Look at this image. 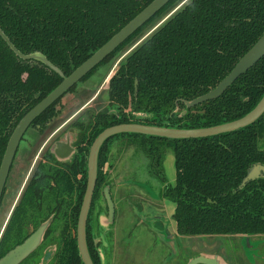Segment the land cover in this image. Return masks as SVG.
<instances>
[{
	"label": "trees",
	"instance_id": "trees-1",
	"mask_svg": "<svg viewBox=\"0 0 264 264\" xmlns=\"http://www.w3.org/2000/svg\"><path fill=\"white\" fill-rule=\"evenodd\" d=\"M151 1L0 0V30L21 54L40 53L68 76ZM179 2L170 0L78 83ZM263 33L264 0H189L160 23L118 65L108 81L107 104L87 112L86 121L76 124L71 160L60 162L51 152L43 155L0 237V258L49 220L39 247L20 264H39L50 247L54 251L47 264H83L76 224L86 188L87 157L97 135L119 124L199 129L245 116L264 95V57L217 99L192 108L185 103L212 90ZM61 81L43 63L17 57L0 36V163L17 123ZM60 99L30 127L54 118ZM263 138L264 114L250 126L206 138L133 133L109 138L98 153L86 224L92 263L101 264L98 220L107 214L103 190L110 184L102 168L115 140L140 150L150 174L160 181L164 153L171 150L175 181L161 190L160 197L175 205L176 233L192 238L264 236V178L239 189L252 166H264V149L258 146Z\"/></svg>",
	"mask_w": 264,
	"mask_h": 264
},
{
	"label": "rangeland",
	"instance_id": "rangeland-1",
	"mask_svg": "<svg viewBox=\"0 0 264 264\" xmlns=\"http://www.w3.org/2000/svg\"><path fill=\"white\" fill-rule=\"evenodd\" d=\"M188 1L180 0L172 10L156 19L127 46L118 51L109 62L99 66L86 81L78 83L73 92L66 93L55 107L54 118L47 120L43 126L40 123L28 128L17 148L0 200V237L8 223L13 206L32 175L37 158L40 159L57 141L67 138L68 142L74 143L78 132L76 124L86 121L87 112H97L107 104L108 81L118 65L160 23ZM116 141L110 148L109 162L102 170L107 173V180L110 181L109 193L118 206L117 211L123 207L122 204H117L118 201L133 204L129 205L131 207H124L123 211L127 212L126 217L118 223L115 222L119 235L123 237L122 242L117 246L125 251L124 257H121L120 261L117 260L116 264H193L199 253L219 256L226 264H264V236L212 235L192 238L178 236L179 239L168 242L163 236V240L157 234L163 235L161 233L166 231L165 228L175 224L172 217L175 205L160 197L161 190L166 185H174L175 168L172 152L166 150L164 153L163 180L160 181L150 174L147 160L140 150L135 146L118 144L119 142ZM258 146L264 149V138L259 140ZM135 215L148 218L146 223L150 225L135 228L131 222ZM151 225L155 237L153 235V239L149 240L148 230ZM140 234L143 235L146 248L143 249L140 257L135 258L129 254V251L133 247V237ZM53 251V247L48 248L43 261L39 264L49 263Z\"/></svg>",
	"mask_w": 264,
	"mask_h": 264
},
{
	"label": "water",
	"instance_id": "water-1",
	"mask_svg": "<svg viewBox=\"0 0 264 264\" xmlns=\"http://www.w3.org/2000/svg\"><path fill=\"white\" fill-rule=\"evenodd\" d=\"M170 0H152L134 18L116 32L107 42L91 54L83 63L76 67L68 76H64L54 67L42 54L31 53L23 55L17 51L4 33L0 30L1 38L6 42L10 50L24 61H38L62 77V81L48 95L32 107L17 123L13 129L5 147L4 154L0 163V200L9 175V171L14 160L19 143L28 130L32 122L74 87L91 70L104 61L113 51H115L126 39L135 33L140 27L148 22L157 14ZM262 57H264V33L252 45V47L237 61L232 70L225 76L212 90L206 94L185 103L187 108L200 105L220 97L241 75L251 69ZM264 114V95L257 105L245 116L222 125L199 128V129H174L166 127H155L141 124H119L104 129L92 142L87 157V176L86 188L76 224V244L80 259L83 264H93L86 245V224L92 196L96 185L97 177V158L101 146L109 138L119 134H140L166 139H197L212 137L224 133H230L255 123ZM50 152L60 162H66L73 153V148L67 138L53 144ZM259 178H264V166H252L241 184L242 189L247 183ZM103 196L108 208L107 216L111 222L114 216V205L109 193V187L103 190ZM49 220L41 224L35 232L26 238L21 244L8 251L2 258L0 264H20L24 261L42 242L43 235L48 227ZM247 240V239H246ZM205 254V253H204ZM223 263V259L218 257ZM193 264H218L212 258L199 256Z\"/></svg>",
	"mask_w": 264,
	"mask_h": 264
},
{
	"label": "crops",
	"instance_id": "crops-1",
	"mask_svg": "<svg viewBox=\"0 0 264 264\" xmlns=\"http://www.w3.org/2000/svg\"><path fill=\"white\" fill-rule=\"evenodd\" d=\"M111 196V195H110ZM112 199V198H111ZM113 205H114V216H113V220L110 222L108 220V216L107 214H102L99 217V229H98V239L97 241L100 243V257H101V261L102 264H116V261L121 259V257H124L125 255V251L124 250H120L118 248V243L122 242V236L119 235L118 233V229L117 226L115 225V222L118 223V221L123 220L126 215L127 212L126 210H124V207H131L132 204L131 202H126V201H118L117 204H122L123 207L122 209H119L117 211L118 206L115 205V202L113 201ZM126 205V206H125ZM131 205V206H129ZM117 207V208H116ZM174 212V211H173ZM146 217H140L138 215H135L131 220L132 225H134L135 228L137 227H141L142 225H150L147 222ZM166 231H164V233H161L163 235L157 234L159 236H161L164 240L165 236V240L171 241L174 239H179V235L176 233V225H171L168 228H165ZM153 227L151 225V228L148 230V235H149V240H152V236L155 234H153ZM147 237V235H146ZM134 238V242H133V247L131 248V251H129V254L134 256L135 258L140 257L143 249L146 248V243L143 241V235H136ZM249 244V243H248ZM197 256H205V257H209L212 258L213 261L217 262L218 264H221V260L218 258L219 256H215V255H211V254H204V253H199ZM120 261V260H119ZM224 264H226L225 261H223Z\"/></svg>",
	"mask_w": 264,
	"mask_h": 264
},
{
	"label": "flooded vegetation",
	"instance_id": "flooded-vegetation-1",
	"mask_svg": "<svg viewBox=\"0 0 264 264\" xmlns=\"http://www.w3.org/2000/svg\"><path fill=\"white\" fill-rule=\"evenodd\" d=\"M25 133H26V132H25ZM23 136H24V135H23ZM20 142H21V141H20ZM70 146L73 148V153H72V155L70 156L69 159L65 160L66 162L70 161L71 158H72V156H73V154H74V147H73V144L70 143ZM47 152H50V149L47 150ZM45 153H46V152H45ZM45 153H44V154H45ZM44 154H43V155H44ZM43 155H42V157H41L40 159L37 158V164H36L35 168L37 167V165H38L40 162L44 161V160H43ZM56 160H57V159H56ZM35 168H34V170H35ZM34 170H33V172H34ZM33 172H32V174H33ZM31 176H32V175H31ZM31 176H30V178H31ZM30 178H29L27 184L25 185L24 189L21 191L17 203L13 206L12 211H11V213H10V216H11V214H12L14 208L16 207V205L18 204V202H19L20 199L22 198V195H23V193L25 192V190H26V188H27V185H28V183H29V181H30ZM131 204H132V203H131ZM132 205H133V204H132ZM10 216H9V218H8V221H9V219H10ZM8 221H7V222H8ZM98 221H99V220H98ZM36 230H37V229H36ZM36 230H35V231H36ZM35 231H34V232H35ZM32 233H33V232H32ZM32 233H31V234H32ZM31 234H30V235H31ZM30 235H29V236H30ZM29 236H28V237H29ZM28 237H27V238H28ZM38 247H39V246H38ZM38 247H37V248H38ZM37 248H36V249H37ZM36 249H35V250H36ZM35 250H34V251H35ZM34 251H33V252H34ZM98 251H99V255H100V248H99V247H98Z\"/></svg>",
	"mask_w": 264,
	"mask_h": 264
}]
</instances>
